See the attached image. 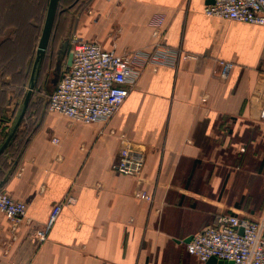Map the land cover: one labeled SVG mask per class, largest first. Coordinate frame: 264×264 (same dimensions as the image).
<instances>
[{
    "label": "crops",
    "instance_id": "0c3cea01",
    "mask_svg": "<svg viewBox=\"0 0 264 264\" xmlns=\"http://www.w3.org/2000/svg\"><path fill=\"white\" fill-rule=\"evenodd\" d=\"M48 1L0 0L3 140L20 112L13 114L12 74L27 72L35 56ZM209 3L58 1L70 34L117 53L152 52L150 22L163 14L160 39L176 58L147 64L104 121L73 122L29 99L17 130L24 122L31 129L0 167V190L26 204L31 223L13 226L0 213V264H203L186 243L216 215L264 216V25L206 14ZM69 45L59 41L52 51L49 42L45 57L51 49L57 78ZM219 60L231 63L224 77ZM126 142L143 158L137 176L112 167ZM67 194L74 201L38 240Z\"/></svg>",
    "mask_w": 264,
    "mask_h": 264
},
{
    "label": "built area",
    "instance_id": "2783aa9c",
    "mask_svg": "<svg viewBox=\"0 0 264 264\" xmlns=\"http://www.w3.org/2000/svg\"><path fill=\"white\" fill-rule=\"evenodd\" d=\"M204 12L264 25V0H212L204 7ZM164 21L165 16L158 14L150 22L155 40L152 52L140 49L117 53L114 48L104 49L96 41L84 40L73 34L70 38L71 64L61 71L54 88L48 93L47 111L83 124L111 117L147 64L172 63L176 58L175 52L173 55L160 39ZM218 65L220 76H226L231 63L219 60ZM260 115L264 117V105ZM112 167L120 174L139 175L143 167L141 152L132 142H126ZM134 195L148 201L152 199L143 190H137ZM73 201L74 196L67 194L54 204L45 226L36 230L38 240L45 239L61 207ZM0 213L13 226L23 221L31 223L26 220V204L3 190H0ZM186 251L203 263L210 257H216L230 260L233 264H264V216L250 219L230 213L218 214L211 224L190 237Z\"/></svg>",
    "mask_w": 264,
    "mask_h": 264
},
{
    "label": "rangeland",
    "instance_id": "374dc122",
    "mask_svg": "<svg viewBox=\"0 0 264 264\" xmlns=\"http://www.w3.org/2000/svg\"><path fill=\"white\" fill-rule=\"evenodd\" d=\"M62 8V7H60ZM53 28L50 34V41L52 43V51L55 47V45L59 41L70 43V38L73 34H70V28L64 17L61 15V12L57 13L56 17L54 18ZM41 26V25H40ZM4 36V35H3ZM9 38V37H8ZM51 47V46H50ZM69 50H71V43L69 45ZM44 59V62L38 68L37 75H36V81L34 88L31 93V98L35 100L37 103H42L44 100L47 102L48 93L52 90V84L50 80L53 76V69L55 65V58L54 53L50 51L48 52V55ZM9 56V55H8ZM48 57V58H47ZM34 56H31L30 65L27 69V72H24L18 76L16 74L12 76L11 82L13 83L11 87H9V93L12 94L16 98V107L13 110V114L16 116L18 112L21 109L22 101L25 95V92L29 85V76L30 71L32 67ZM16 76V77H15ZM12 108V106H11ZM16 109V110H15ZM30 110L28 111L29 114ZM28 119V117H27ZM21 125V124H20ZM9 128V132H10ZM30 125L29 123L24 122V129L21 130L20 135L18 136V139L12 141V143H9V146H7L4 151L0 154V167L4 165L5 161L7 160V157H13L15 156L16 152L19 151L23 140L25 139V136L30 131ZM5 139V138H4ZM4 140L2 139V136L0 137V145L2 144ZM5 153V154H4Z\"/></svg>",
    "mask_w": 264,
    "mask_h": 264
},
{
    "label": "water",
    "instance_id": "95a60500",
    "mask_svg": "<svg viewBox=\"0 0 264 264\" xmlns=\"http://www.w3.org/2000/svg\"><path fill=\"white\" fill-rule=\"evenodd\" d=\"M58 1L59 0H49L48 1V6L46 9L44 23H43L41 33H40V36L38 39V43H37V47H36V51H35V56H34L31 71H30L29 85H28V88L25 92L20 112H19L10 132L7 134L6 138L4 139L2 144L0 145V154L3 152V150L8 146L9 142L11 141V139L14 136L16 130L18 129V127L21 123V120L24 116V113L27 109L29 99L31 97V93H32V90H33L34 85H35L38 67H39L41 61L43 60V58L45 57V55L47 53V49H48L49 42H50V34L52 31V27H53V21H54L56 9H57ZM210 1H212V0H210ZM71 59H72V55L69 52L67 59H66V62H65L66 66H69L71 64ZM58 71H59V67L56 66V68L53 71V78H52L53 84H56ZM203 264H233V262L230 260H221V259H217L216 257H210Z\"/></svg>",
    "mask_w": 264,
    "mask_h": 264
},
{
    "label": "trees",
    "instance_id": "16d2710c",
    "mask_svg": "<svg viewBox=\"0 0 264 264\" xmlns=\"http://www.w3.org/2000/svg\"><path fill=\"white\" fill-rule=\"evenodd\" d=\"M61 11H63V9L60 8L59 5H57V9H56L55 17H56V15H57V13H59V12H61ZM55 17H54V18H55ZM53 23H54V21H53ZM53 25H54V24H53ZM52 28H53V27H52ZM10 59H11V58H10ZM44 59H45V57H44L43 60L41 61L42 63L44 62ZM12 60L14 61V59H12ZM15 63H16V61H14V64H15ZM42 63H40V64L42 65ZM6 65H7V69H9V59L7 60V64H6ZM13 72H14V71H13ZM13 72H12V73H13ZM15 74H16V73H13L12 76H14ZM20 74H22V73L16 74V76H18V75H20ZM16 76H15V77H16ZM30 98H31V97H30ZM27 109H28V108H27ZM27 114H28V111L26 110L25 113H24V116L26 117ZM24 116H23V118H24ZM23 118H22V120H23ZM22 120H21V121H22ZM19 134H20V131L17 130V131L15 132L14 136L12 137V139H11L10 142L12 143V141L16 140V139L18 138ZM10 142H9V143H10ZM8 146H9V144H8Z\"/></svg>",
    "mask_w": 264,
    "mask_h": 264
},
{
    "label": "flooded vegetation",
    "instance_id": "af4514ba",
    "mask_svg": "<svg viewBox=\"0 0 264 264\" xmlns=\"http://www.w3.org/2000/svg\"><path fill=\"white\" fill-rule=\"evenodd\" d=\"M40 66H41V64L39 65V67H38V68H40Z\"/></svg>",
    "mask_w": 264,
    "mask_h": 264
}]
</instances>
